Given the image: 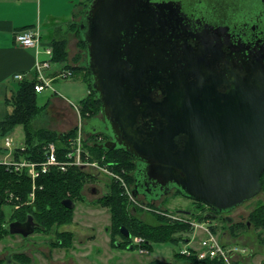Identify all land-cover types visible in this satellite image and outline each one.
<instances>
[{
  "label": "water",
  "instance_id": "95a60500",
  "mask_svg": "<svg viewBox=\"0 0 264 264\" xmlns=\"http://www.w3.org/2000/svg\"><path fill=\"white\" fill-rule=\"evenodd\" d=\"M150 2L92 0L89 4L80 29L86 45L85 64L90 70L92 89L103 106V119L84 122L82 131L87 136L105 133L110 139L96 144L97 148L121 150L137 160L134 197H138L143 185L146 190L148 178L149 202L168 196L176 188L183 197L216 212H230L262 190L264 65H250L249 75L229 72L230 79L213 75L214 81L207 85L208 72L193 64L186 71L196 72L197 81L188 83L173 74L164 101L150 103L148 90L142 88L143 77L149 73L146 36L152 24ZM177 2L164 0V5H157L164 6L162 10L173 9ZM152 19L161 31L163 26L174 24L169 19L158 22L155 15ZM222 83H231L225 93L219 91ZM136 99H140V105L135 104ZM149 107L162 115L165 124L161 131L151 134L154 139L147 143L135 126L139 115H145ZM179 135L185 137L182 148L175 142ZM88 192L97 195L100 190L91 187ZM3 201L0 196V216ZM63 205L68 209L76 206L70 199H65ZM209 216L214 218L215 214L210 212ZM227 220L233 222L232 218ZM9 226L11 235L27 237L34 232L31 218ZM122 230L128 233L126 228Z\"/></svg>",
  "mask_w": 264,
  "mask_h": 264
},
{
  "label": "flooded vegetation",
  "instance_id": "af4514ba",
  "mask_svg": "<svg viewBox=\"0 0 264 264\" xmlns=\"http://www.w3.org/2000/svg\"><path fill=\"white\" fill-rule=\"evenodd\" d=\"M150 1L149 22L152 24L149 25V33L146 36L149 38V73L145 74L142 80V88L149 92L150 103L164 101L168 95V86L173 82L171 78L173 74H179L188 83L197 81L196 72L186 71L193 64H199L208 72L209 78L205 81L207 85L214 81L213 75H217V78L230 79L232 75L229 72L249 75L250 65L255 63L259 66L260 63L264 65V0H175L178 4L173 9L169 7L164 10L161 9L164 6L157 5L158 2H163L164 5V0ZM163 13L168 14L165 16ZM154 15L158 22L165 23L166 19H169L174 24L163 26L161 31V26L152 19ZM230 86L231 83H222L219 91L225 93ZM135 104L140 105V99H136ZM164 124L162 115L149 107L145 115H139L135 128L140 132L139 137L149 143L154 139L151 134L161 131ZM184 140L183 135L175 138L179 148L183 147ZM145 180L146 190L144 185L142 186L145 192L140 190L138 197L133 196V200L141 197V206L155 207L157 201L149 202V179ZM136 186L134 179L131 185L132 194ZM174 191L178 193L176 188H172L168 195ZM261 193L264 194L263 187L258 195ZM93 196L98 197L95 203L103 197L98 194ZM82 197L80 202L85 199L84 195ZM163 197L166 195L164 194L161 199ZM35 200L36 195L33 197L30 195L26 205L33 206ZM74 202L75 208L69 209L73 212L72 221L64 225H54L52 228L44 227L32 215H27L22 221L11 219L15 211L22 209V205L8 204L13 212L3 226L9 231L7 236L20 237L22 243L7 256L1 255L4 264H119L117 261L120 257L119 254L116 256L115 249L123 256L133 253L149 255L154 252V249L149 251V240H140L125 226L116 230L110 223L104 229L108 237L106 254L97 242L98 230L95 226H88L75 220V211L80 202ZM158 207L162 208L163 205L160 204ZM232 211L219 213L212 210L214 218L224 220L228 225L240 222L248 225V219L244 222L242 218L237 222L234 217L229 216ZM133 212L138 213L137 208L134 207ZM30 218L34 224V232L31 235L25 237L10 234L9 225L12 222L26 223ZM228 218H232L233 222L230 223ZM252 227L250 224L248 229ZM123 228H126L128 233H124ZM61 234H66L65 242ZM58 254L66 258L60 259ZM22 257L28 258L29 261L21 260ZM102 259H107V262H103ZM146 264H185V260L176 257L174 263L148 260Z\"/></svg>",
  "mask_w": 264,
  "mask_h": 264
},
{
  "label": "trees",
  "instance_id": "16d2710c",
  "mask_svg": "<svg viewBox=\"0 0 264 264\" xmlns=\"http://www.w3.org/2000/svg\"><path fill=\"white\" fill-rule=\"evenodd\" d=\"M92 2L90 0L84 5V11L75 14L85 15V12ZM83 18V17H82ZM81 24V23H80ZM80 24L73 22V27H76L79 37V52L77 59L79 62L78 68H70L73 73L79 70H85L88 74L87 84L89 85L90 94L81 102L80 112L86 121L98 118L102 113V103L96 97L91 86L90 70L85 64L84 52L86 45L81 36ZM54 59L57 63L66 64L68 61L67 40L59 39L53 43ZM76 77V74H75ZM38 94L34 90V81L25 80L20 83L18 91L15 93L11 103L12 110L0 121V138L9 135L13 129L21 125L25 131V151L16 153V157H25L33 161H43L44 152L50 143H55L58 148V156L60 160L65 159V154L71 147L70 141L77 138V129L71 130L67 133L59 135L56 131H51L45 128H37L35 126L36 118L43 113L44 108L37 103ZM85 136L84 146L90 154L91 162H98L102 166H107L116 173L121 174L125 181L129 184L134 182V172L138 168L137 161L129 154L121 150L107 151L97 148L95 145L108 141L110 138L105 133H98L94 135ZM102 136V142L88 143L89 139ZM96 176L88 174L85 169L80 166L69 168L68 171L62 172L54 168L49 174L42 176L37 180L38 189L35 191L36 200L33 206H27L29 196L33 190V182L26 173H16L8 170L4 165L0 164V196L3 198V204L9 201L11 194L13 195L12 202L14 205H22L20 211H15L11 219L22 221L27 215H32L46 228H52L54 225L68 224L73 219L72 210L67 209L63 205L65 199L73 201H82L81 189L88 179H95ZM109 183V191L96 204L107 208L111 216V224L114 229H119L122 226L127 227L135 236H140L144 240H149V251L153 250L157 244L177 243L180 244L184 239L183 234L190 233V225L175 222L169 219L162 208L156 207L159 211L157 215L158 224L151 225L140 221L133 212L134 206H131V199L129 195L124 193L123 188L114 180ZM262 187L264 189V173L262 175ZM42 187V188H41ZM178 194H182L178 191ZM197 212H181L182 214H193L198 220L205 219L204 214L212 209L207 205L196 202ZM152 207V206H150ZM154 208V207H152ZM164 212V213H162ZM3 217V210L0 216V237L9 235L7 228L1 223ZM249 223L258 232V237L261 243H264V203L260 201L254 211L251 212ZM228 230L231 235L237 237L241 231L248 229L247 223H236L228 225L224 220L222 228ZM63 242L66 241V234H61ZM175 257L185 260V264H222L218 261L198 260L196 257H186L181 254H176ZM21 260L27 262L28 258L22 257ZM0 264H4L0 255Z\"/></svg>",
  "mask_w": 264,
  "mask_h": 264
},
{
  "label": "rangeland",
  "instance_id": "374dc122",
  "mask_svg": "<svg viewBox=\"0 0 264 264\" xmlns=\"http://www.w3.org/2000/svg\"><path fill=\"white\" fill-rule=\"evenodd\" d=\"M81 12L84 11V9L80 10ZM79 11V12H80ZM83 15H77L75 17V23L80 24L82 21ZM69 32L71 33L72 38H75L79 44V37L77 34L76 27H69ZM69 33V34H70ZM68 49V45H67ZM79 49V46H78ZM80 54L78 51L76 54L73 53L72 56L68 54V63L72 65L73 68H78L79 62L82 61V59L78 60L77 57ZM79 61V62H78ZM76 74V77H75ZM73 73V77L66 80H58L57 83H53L52 87L54 88V91L57 92V96L62 99L63 102L68 103L71 102L74 105H77L78 107L81 105V102L88 97L90 94L89 85L87 84V78L88 74L85 70H77ZM86 81H85V80ZM55 95V93H51ZM49 92L42 93L38 95L37 103L40 107L44 108V111L42 114H40L36 120H35V126L37 128H45L51 131H56L59 135H62L64 133H67L71 130L77 129V137H79L80 131L82 132L83 124L86 120V118H83L80 112L79 107V113L76 114V117L71 116H65L64 115V109L62 106H55L53 107V110L50 112L47 110L46 104L49 102ZM11 106V105H10ZM3 105L0 107V118L5 113V111L11 112L12 106ZM45 106V107H44ZM99 118L103 119V114L100 113L98 115ZM77 119L76 123L73 122L71 126H68L64 129L61 128V125L63 126L64 123L71 122L73 120ZM65 127V126H63ZM56 129V130H54ZM83 133V132H82ZM93 135V134H92ZM6 137L11 138L13 142V147L17 148L20 146L25 145V131L24 127L21 125L16 126L13 131L7 135ZM6 137L0 138V149L4 146V139ZM76 140V139H74ZM97 140V138H90L88 143H93ZM4 154L0 155V160H4L7 155L10 153L9 150H3ZM1 153V150H0ZM99 163H97V167L95 166H89L87 169H85V172L88 174L95 175V179H88L87 182H85L83 188L81 189V195H84L85 199L83 202H80L77 206V209L75 211V220L79 221L80 223L88 224V226L92 225L95 226V228L98 230V239L97 242L100 245V247L105 250V253L107 254L108 248H107V236L105 234V228L109 226L111 223V216L109 213V210L107 208H103L101 206H98L95 201L98 197L93 196V194H90L88 192V189L90 187H95L100 190V193L98 195H105L109 191V183L112 181L110 175L102 170H99ZM132 184H129L127 182L128 188L131 187ZM11 197V196H10ZM140 199L133 200L131 198V206H134L137 208L138 213H135L136 217L146 224L156 225L158 224L157 221V215L161 214L157 210L156 207H158L160 204L163 205L162 211H165L166 214L174 215L175 212H193L198 206L197 204L188 198H185L183 196H180L175 191L166 197H163L160 201H157L154 208L150 206H141ZM264 194L261 193L260 195L256 196L250 201L245 202L243 205L237 207L234 209L229 216L234 217L235 221H239L244 218V222L249 219V216L252 211L255 210L258 203L260 201H263ZM13 204L12 200L6 201L5 204L2 206L3 210V217L1 219V223L5 224L7 223V220L12 215L13 209L10 205ZM181 211V212H180ZM194 211L193 213H196ZM164 213V212H162ZM165 214V213H164ZM7 217V218H6ZM170 219V218H169ZM214 222L217 223V225L222 228L223 221L218 218H214ZM201 237H203L202 234H200ZM140 240L143 239L140 236H136ZM227 237V236H226ZM20 237H0V255L7 256L8 253H11L12 251H15L18 246L22 243H20ZM228 241L237 243L240 245H244L248 247L253 253L251 259H247L246 264H263L264 263V243H261L260 238L258 237V232L252 227L251 229H247L245 231H241L239 233V236L235 237L233 235L230 236V234L227 237ZM17 240H19L17 242ZM198 242L194 243V246H197ZM184 249V244L180 243H165V244H157L154 247V252L149 255L140 254V253H133L126 256H123L121 252H117L115 249L116 256L120 257V260L117 262L119 264H146V262L149 260L154 261L158 260L165 263H174L175 262V255L179 254L180 251ZM111 255V254H110ZM58 258L65 259L66 256L58 254ZM103 262H107V259H102ZM114 260L111 262L113 263ZM107 264V263H106Z\"/></svg>",
  "mask_w": 264,
  "mask_h": 264
},
{
  "label": "built area",
  "instance_id": "2783aa9c",
  "mask_svg": "<svg viewBox=\"0 0 264 264\" xmlns=\"http://www.w3.org/2000/svg\"><path fill=\"white\" fill-rule=\"evenodd\" d=\"M15 40L18 45L24 48H32L36 50L37 62L35 65L34 90L37 94L43 93L46 90H53V82L56 80H66L73 77V71L66 67L65 64L57 63L54 59L53 46H44L40 40V33L37 28H29L18 32L15 35ZM57 66L55 72L52 69ZM50 72L54 76H50ZM14 80L22 83L26 80L24 73L14 75ZM83 132V131H82ZM80 131L79 137L76 140L70 141L71 147L65 154V159L60 160L58 156V148L55 143H50L44 152L43 161H33L25 157H16V153L25 151V145L17 148L13 147L11 138L4 139L3 150H9V154L4 160H0V164L4 165L8 170L22 174L26 173L33 182V190L31 196L35 195L38 189L37 180L44 175L49 174L54 168L66 172L69 168L80 166L84 169L89 166L97 167L98 162H91L90 154L84 146L85 136ZM96 143L102 142L103 137L97 136ZM99 170H102L110 175L124 190L130 199L133 198L131 187L128 188L124 177L111 170L107 166L99 164ZM42 188V187H41ZM13 199V195L9 197V201ZM208 210L203 221L198 220L193 214H182L175 212L174 215L166 214L168 218L175 222H181L190 225L191 232L183 234L184 249L180 254L186 257H196L198 260L218 261L222 264H246L247 259H251L252 251L246 246L228 241L227 237L231 233L228 230L221 229L214 218L209 216ZM203 237H201V235ZM227 236V237H226ZM198 242L197 246L194 243Z\"/></svg>",
  "mask_w": 264,
  "mask_h": 264
},
{
  "label": "crops",
  "instance_id": "0c3cea01",
  "mask_svg": "<svg viewBox=\"0 0 264 264\" xmlns=\"http://www.w3.org/2000/svg\"><path fill=\"white\" fill-rule=\"evenodd\" d=\"M89 1L0 0V107L3 105H6V108L7 106H12L11 101L20 87V82L14 80L15 74L24 73L26 80L32 81L36 73V50L18 45L15 35L25 29L37 28L42 45L53 46L56 40H67L68 54L72 56L79 49L77 40L72 38L69 32V27L75 21V14L83 9L84 5ZM65 65L72 67L68 61ZM56 70L57 66L52 69L53 72ZM49 74L54 76L52 72ZM57 81L53 83L55 84ZM45 92H49V102L46 104L48 111L51 112L55 106H62L65 116L76 117V114L78 115L79 107L69 101L68 103L63 102L57 96L54 88L43 93ZM51 93H55V95ZM9 113L6 110L0 121ZM77 119L75 118V120L68 123L63 122L65 127L61 125V128L64 129L71 126L72 124L70 123L72 122L75 124ZM1 154H4V151Z\"/></svg>",
  "mask_w": 264,
  "mask_h": 264
}]
</instances>
